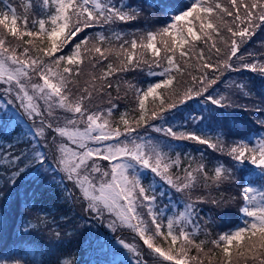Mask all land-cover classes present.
Listing matches in <instances>:
<instances>
[{
    "label": "snow or ice",
    "instance_id": "obj_1",
    "mask_svg": "<svg viewBox=\"0 0 264 264\" xmlns=\"http://www.w3.org/2000/svg\"><path fill=\"white\" fill-rule=\"evenodd\" d=\"M0 3V88L8 104L19 101L32 121L29 134L34 138L28 151L0 157L11 173L5 184L14 187L32 171L41 181L49 173L52 179L61 174L60 182L73 185L77 192L72 196L85 212L107 221L113 233L127 228L139 238V247L124 239L100 242L113 257L130 254L129 264H149L146 255L152 264H264V131L254 140H228L223 131L209 134L201 126L206 120L202 114L176 123V113L190 101L207 105L204 111L213 120L221 114L217 110L249 111L216 86L224 71L247 70L264 77V61L238 55L241 45L264 27V0H189L184 9L166 12L169 21L162 27L130 35L115 26L136 21L140 11L124 0H37L40 11L30 13V2L23 15L8 0ZM90 29L103 31L88 35ZM80 33L86 35L73 43ZM234 58L241 63L235 64ZM141 65L158 79L146 87L125 82L133 93L131 112L137 115L121 112L114 121L119 109L114 100L121 89L117 83L112 97L107 91L113 87L111 77L144 71ZM226 87L248 95L244 84L233 81ZM97 96L108 97L107 109L95 103ZM251 111L264 116V106ZM256 123L264 129V119ZM232 135L229 130L227 137ZM172 142L205 145L235 163L209 169L201 153L200 160L184 157L187 164L182 167L179 145ZM237 165L254 166L260 187H241L238 211L244 219L210 238L199 222L198 206L221 207L237 200L225 199L223 192L219 198L211 196V190L236 180ZM149 174L184 203L173 208L169 198L162 205L168 193L155 180L146 183ZM200 188L208 197L195 195ZM199 233L205 238L198 240Z\"/></svg>",
    "mask_w": 264,
    "mask_h": 264
},
{
    "label": "trees",
    "instance_id": "obj_2",
    "mask_svg": "<svg viewBox=\"0 0 264 264\" xmlns=\"http://www.w3.org/2000/svg\"><path fill=\"white\" fill-rule=\"evenodd\" d=\"M30 2L32 8L29 9V12L38 13L40 8L37 0H8V3L17 8L19 15L24 14L25 8ZM124 2L140 11V16L136 21L115 26L116 31L130 35L133 32H144L162 27L166 21H169V16H166L165 13L168 12L170 15L173 9H184L189 0H124ZM0 7H3L2 3H0ZM98 31H103V29H90L87 34L93 35ZM85 35L86 33H80L73 43ZM200 46L203 47L202 44ZM65 51L68 49L66 48ZM249 52L254 53V55L249 57ZM240 54L245 56L246 61H264V27L257 29L256 34L247 43L241 45L238 55ZM149 58H151L150 55ZM109 59L115 62L114 57H109ZM107 62L105 61L104 64L106 65ZM234 63L239 64L241 62L234 58ZM141 67L144 71H128L111 77L113 87L107 91L111 92L112 97L117 95L115 91L117 83L121 89L120 98L114 100L119 105V109L113 114L114 121L119 119L121 112L127 111L130 116L137 115V113L131 112L133 93L127 91L125 82L146 87L149 82L158 79L148 75L147 65H141ZM233 81L244 84L248 95L245 96L243 92L234 87L231 89L226 87V83ZM216 87L218 91L232 94L233 99L238 104L246 105L249 111L238 108L217 110L221 114L213 120L204 111L207 105L190 101L188 105L183 106L182 110L176 113L177 125L185 123V118L202 114L206 120L201 126L209 134H213L215 131H223L228 140H239L241 137L254 140L261 131H264L256 123L258 119H264V116L251 111L253 107L264 106V77L259 73L247 70L242 72L224 71V75ZM126 91L127 95H125ZM160 91L163 92V90ZM106 97H99L100 100H97L100 107L104 109L109 107ZM147 103L151 107V98ZM12 111L11 106L5 105L0 96V123L2 122L0 124V157L8 156L9 153L19 154L21 150L28 151L31 147L29 142L34 139L29 134V130L24 129L20 124L11 125V119H7L6 115L12 116ZM212 115L215 116L216 112L214 111ZM187 122L190 123V120ZM28 124L31 126V123L28 122ZM229 130L234 135L227 137ZM148 135L159 136V134L151 132ZM172 143L174 146L179 145L176 151L181 154L182 167L187 164L184 157L189 159L195 157L200 160L201 153L204 154L209 169L217 163H223L226 167L235 163L229 157L213 152L205 145L194 142ZM10 145L14 147L10 148ZM7 167L6 161L0 159V264H61L64 260H71L73 264H103L101 261L103 259L102 252L105 250L106 253H109V248L103 247L100 242L109 241L111 236L104 231L102 225L95 221L93 215L89 216L83 210V205L72 196V193L77 192L73 185L66 180L61 183V174H57L55 179H52V174L49 173V179L36 180V173L32 171L19 177L18 182L13 187L10 183L5 184L6 178L11 175L10 171H6ZM236 167V180L230 184L226 183L221 190H211V196L219 198L223 192L225 199L236 196L237 200L221 207L203 204L207 207V211L202 209V205H200L201 207L198 206L200 210L199 222L208 233H211L210 238L219 233L227 232L241 223H237L238 207L242 203L239 199L241 187L248 184L253 187H260L261 182L256 175H253L256 172L254 166L241 167L237 165ZM151 178L154 177L149 174L145 182L147 183ZM201 193L205 197L209 195L208 191L202 188L197 189L195 195ZM29 224L32 226L28 227L26 231L25 227ZM89 225H91L92 232H97L99 237L98 239L92 238L88 248H85L84 243L88 242L86 241V232L90 229ZM57 232L60 233L59 237L56 236ZM204 238L203 233L197 235L198 240ZM96 243L99 244H97V251H94ZM206 247H210V245ZM86 253L89 256L84 258ZM193 254H196L195 250H193ZM127 256L126 253L115 258H120V262H124L128 260Z\"/></svg>",
    "mask_w": 264,
    "mask_h": 264
},
{
    "label": "rangeland",
    "instance_id": "obj_3",
    "mask_svg": "<svg viewBox=\"0 0 264 264\" xmlns=\"http://www.w3.org/2000/svg\"><path fill=\"white\" fill-rule=\"evenodd\" d=\"M87 71H88V69L86 68L85 72L87 73ZM85 78H86V76H85ZM81 82L83 83V78H82ZM0 96L3 99V101H4V104L7 105L8 104L7 101H8L9 98L7 97V95H5L3 93L2 88H0ZM106 99L108 101V97H106ZM97 100H100L99 96L96 97L95 103H98ZM18 105H19V101H16V102H14L12 104H8V106H11V109H13L14 112L12 111V113H13L12 116L7 114L6 118L7 119L8 118L11 119L10 120L11 125L20 124L21 126H23L24 129H27V130L30 131V127L31 126L28 124V122L32 124V121L28 119V117L25 115V113L23 112V110L21 108H18ZM146 179H147V177H146ZM151 180H155L156 181L155 186L157 188H159L160 191H164V192L168 193L167 196L163 197L160 200V203L162 205L168 203L169 202V198H171V200H172V207L173 208H175L177 204H181L182 205L184 203L183 200L177 199L178 194H174L172 192V190H169L166 186L160 184V182L158 181V178H151ZM166 189H167V191H166ZM157 195L159 196V193H157ZM200 205H202V207H203L202 209L203 210L207 211V207L205 205L204 206H203V204H200ZM88 215L90 216L91 214L88 213ZM92 217L94 218V216H92ZM94 219H96V218H94ZM95 221L98 222L99 225L103 226L104 231L111 236L110 240L113 241V242L115 241V239H124L126 242L133 243V244L137 245L138 247L142 244V242L139 241V238L136 237L135 234L130 229L120 228V229L117 230L116 233H113L112 230L108 227V222L107 221H103L102 222V221H100L98 219H96ZM90 227H91V225H89V228ZM86 233H87L86 241H88L89 243L85 242L84 246H85V248H88V246L90 245L91 239L95 238V237L98 239L99 235H97V232H95V231L92 232L91 228L88 229ZM97 244H99V243L95 244L96 248H94V251H97ZM100 247H101V245H100ZM108 250H109V253H106L105 250H104V252H102L103 259L101 261H102L103 264H129L130 260L132 259L130 254H128V256H127L128 260L124 261V262H120V258H115V257L113 258L112 252L110 251V249H108ZM121 251H123V250H121ZM143 251L147 252L148 250L146 248H144ZM87 255L89 256V254L86 253L84 258H87ZM117 257H119V256H117ZM144 259L148 260L149 264H152V258H151L150 255H146L144 257Z\"/></svg>",
    "mask_w": 264,
    "mask_h": 264
}]
</instances>
